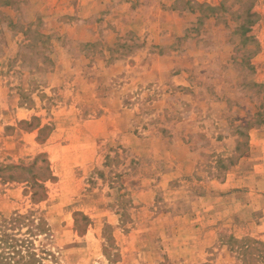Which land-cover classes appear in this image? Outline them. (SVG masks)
<instances>
[{
	"label": "rangeland",
	"instance_id": "obj_1",
	"mask_svg": "<svg viewBox=\"0 0 264 264\" xmlns=\"http://www.w3.org/2000/svg\"><path fill=\"white\" fill-rule=\"evenodd\" d=\"M77 1L0 0V222L42 264H261L264 0L247 47L187 5L222 0Z\"/></svg>",
	"mask_w": 264,
	"mask_h": 264
},
{
	"label": "trees",
	"instance_id": "obj_2",
	"mask_svg": "<svg viewBox=\"0 0 264 264\" xmlns=\"http://www.w3.org/2000/svg\"><path fill=\"white\" fill-rule=\"evenodd\" d=\"M255 2L256 0H222L219 6L212 7L193 1L187 2V5L192 4L194 6V8L191 7V12L200 15L198 17V23L200 24L203 19L216 17L222 19L225 26L228 27L227 15L234 16L237 24L233 33L238 34L242 38V46H246L252 39L249 36L251 28L257 22V15L253 12ZM205 11L207 14H204ZM8 169L17 170L16 167H8ZM45 169L49 171L48 167ZM30 170L29 168L27 169V171ZM9 179L13 178L10 177ZM31 187L36 188L32 191V201L37 203L44 200L43 186L32 184ZM47 232H49V229L45 221L35 218L33 213H15L11 217L3 219L0 222V264H42V258L39 257L34 246V238L42 235L47 236ZM230 241H233V244H230L232 252H240V256L243 257L247 250H255L257 251L255 256L257 262L263 264V243L250 238Z\"/></svg>",
	"mask_w": 264,
	"mask_h": 264
},
{
	"label": "crops",
	"instance_id": "obj_3",
	"mask_svg": "<svg viewBox=\"0 0 264 264\" xmlns=\"http://www.w3.org/2000/svg\"><path fill=\"white\" fill-rule=\"evenodd\" d=\"M55 2L57 3L58 2V0H55ZM65 3H67V2H64V4ZM100 3H101V0H78L77 1V4H76V7H73V5L71 6H68L69 5V3L68 4H66V6L64 5V4H62V6H60V2H59V4L57 5V7H55L56 8V10H64V12H62V13H68V14H70V13H79V11L81 12V14H82V16H80V15H78V16H80V17H86L87 16V14H84L85 13V9H89V8H95V6L97 7V6H99L100 5ZM74 4V3H73ZM64 5V6H63ZM69 7V9L67 10L66 9V7Z\"/></svg>",
	"mask_w": 264,
	"mask_h": 264
}]
</instances>
